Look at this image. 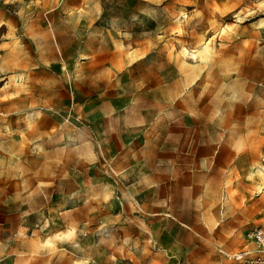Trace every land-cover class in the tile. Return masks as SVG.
<instances>
[{
  "label": "rangeland",
  "instance_id": "rangeland-1",
  "mask_svg": "<svg viewBox=\"0 0 264 264\" xmlns=\"http://www.w3.org/2000/svg\"><path fill=\"white\" fill-rule=\"evenodd\" d=\"M20 1L0 9V191L5 180L45 195L43 231L62 245L50 251L73 264L121 261L98 215L114 210L109 195L125 213L102 140L112 148L128 115L168 144L202 131L232 146L224 208L255 253L245 233L264 228V0ZM63 214L69 232L51 228Z\"/></svg>",
  "mask_w": 264,
  "mask_h": 264
},
{
  "label": "crops",
  "instance_id": "crops-1",
  "mask_svg": "<svg viewBox=\"0 0 264 264\" xmlns=\"http://www.w3.org/2000/svg\"><path fill=\"white\" fill-rule=\"evenodd\" d=\"M37 1L23 4L29 7ZM3 2L0 0V9ZM182 115L183 121L191 119ZM148 121L125 115L113 147L102 140L105 153L114 159L117 195L125 213L115 195L101 198L114 202V210L100 205L99 231L114 234L109 254L121 260L101 263H231L226 256L243 251L244 246L242 221L233 218V210L224 208L228 173L233 167L232 146L222 145L218 136L202 131L174 135L168 144L161 131L147 128ZM7 182L3 181L0 191V264H73L67 254H53L47 247L52 241L57 247L62 245L58 239L48 241V231H43L50 210L42 203L45 195L27 193L17 182ZM103 187L107 188L105 182ZM33 199L37 205H27ZM52 220H57L53 230L69 232L67 214ZM252 226L261 227L251 225L246 231Z\"/></svg>",
  "mask_w": 264,
  "mask_h": 264
},
{
  "label": "built area",
  "instance_id": "built-area-1",
  "mask_svg": "<svg viewBox=\"0 0 264 264\" xmlns=\"http://www.w3.org/2000/svg\"><path fill=\"white\" fill-rule=\"evenodd\" d=\"M245 239L255 247L256 252L252 253L248 250H243L236 254L227 255L226 259L235 264H263L264 230L261 227L252 226L246 231Z\"/></svg>",
  "mask_w": 264,
  "mask_h": 264
},
{
  "label": "bare ground",
  "instance_id": "bare-ground-1",
  "mask_svg": "<svg viewBox=\"0 0 264 264\" xmlns=\"http://www.w3.org/2000/svg\"><path fill=\"white\" fill-rule=\"evenodd\" d=\"M259 26H264V20L262 19H260V23H259ZM207 45L206 46H204V51H206L207 50ZM185 51V53H186V50H184ZM193 56V55H192ZM23 82V81H22ZM7 83H12V84H14V86H16V87H20V86H22V84H21V79H20V81H19V78H16V77H9L8 78V82ZM25 86V85H24ZM21 88V87H20ZM20 88H19V90H20ZM31 117V116H30Z\"/></svg>",
  "mask_w": 264,
  "mask_h": 264
}]
</instances>
